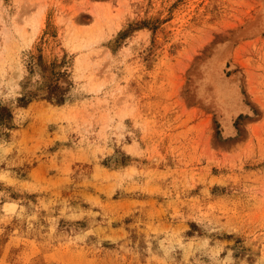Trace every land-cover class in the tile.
Here are the masks:
<instances>
[{"label":"rangeland","instance_id":"1","mask_svg":"<svg viewBox=\"0 0 264 264\" xmlns=\"http://www.w3.org/2000/svg\"><path fill=\"white\" fill-rule=\"evenodd\" d=\"M0 264H264V0H0Z\"/></svg>","mask_w":264,"mask_h":264},{"label":"bare ground","instance_id":"2","mask_svg":"<svg viewBox=\"0 0 264 264\" xmlns=\"http://www.w3.org/2000/svg\"><path fill=\"white\" fill-rule=\"evenodd\" d=\"M160 37V36H159ZM159 37H157V38H159Z\"/></svg>","mask_w":264,"mask_h":264}]
</instances>
